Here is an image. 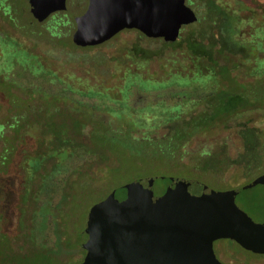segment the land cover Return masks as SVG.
<instances>
[{
    "label": "rangeland",
    "instance_id": "obj_1",
    "mask_svg": "<svg viewBox=\"0 0 264 264\" xmlns=\"http://www.w3.org/2000/svg\"><path fill=\"white\" fill-rule=\"evenodd\" d=\"M7 1L10 13L4 15L8 21L2 26L0 19V121L5 123L6 138L12 140L14 119L24 117V121H30L34 113L42 120L48 115L63 127L69 116L77 115L91 114L96 120L110 123L102 133L104 140L115 145L106 157L101 158L104 165L97 164L92 168L94 186L82 180L78 187L75 186L78 191L67 207H57L62 184L68 174L94 159L83 153L69 157L50 175L48 172L46 188L40 194L34 213L35 230L40 232L38 241H46L49 245L58 243L54 230L60 229L65 233L64 243L78 247L64 251L57 258L63 264H76L84 256L81 244L86 240L85 222L93 204L129 180L134 173L140 177L174 174L164 168L166 165L153 150L137 169L136 146L132 140L155 138L168 132V127L157 122L159 118L147 110L162 103L156 100H166L167 105L172 106L173 101L182 98L181 95L187 91L192 93L198 86L191 84L196 78L195 71L203 72L209 66L205 47L212 46L211 57L219 63L230 62L233 75L240 82L264 80V75L251 77L247 70L253 67L252 72L261 71V68L264 71V0H191L198 20L184 26L172 43L160 38H147L132 29L90 48L79 47L72 42L75 23L71 17L83 9L80 10L84 0H65L69 15H58L44 22H38L31 16L26 0ZM220 35L221 38L231 37L229 44L234 47L232 49L239 47L240 52L223 51ZM202 89L207 90L200 86L197 91ZM139 94L141 97L147 95L149 103L135 113L131 106L136 103L135 95ZM132 116L141 117L144 124L135 125L129 119ZM250 121V126L264 129V112L250 115ZM40 130L36 122L30 121L20 132L39 138ZM3 145L0 141V151ZM203 147L221 154L219 159L222 156L233 159L242 151L241 140L234 129L195 137L185 149L199 152ZM164 153L167 152L164 150ZM63 156L61 152L56 157ZM259 164V171H263L264 152L260 155ZM243 175L246 176L244 179H249L255 173L244 172ZM215 177L230 189L247 182L242 178L240 168L234 166L224 168ZM204 180L209 187L220 188ZM46 220L48 224L44 229ZM213 251L224 263L264 264V255L241 249L227 239L214 241Z\"/></svg>",
    "mask_w": 264,
    "mask_h": 264
},
{
    "label": "trees",
    "instance_id": "obj_2",
    "mask_svg": "<svg viewBox=\"0 0 264 264\" xmlns=\"http://www.w3.org/2000/svg\"><path fill=\"white\" fill-rule=\"evenodd\" d=\"M222 38L220 35L223 51L240 52L239 47L232 49L231 37ZM205 48L209 66L203 72L198 69L195 71L196 78L191 84L198 86L191 90L192 93L187 91L181 95L182 98L174 100L172 106H168L166 100H159L162 103L147 110L159 118L157 122L168 127V132L155 138L131 140L136 142L135 153H140L137 151L139 148L143 153L142 164L153 150L166 165L164 168L174 172V175L196 178L204 183L206 179V182L220 187L218 190H228L230 188L224 185V181L215 177L224 168L239 167L243 179L246 178L244 172L255 173L252 178L244 179L246 183L264 173V170L259 171V158L264 152V129L257 130L250 126V115L264 112V80L240 82L233 75L234 69L230 62L219 63L211 57L212 46ZM247 70L251 77L264 75L262 68V73L252 72L253 67ZM200 86L207 90L197 91ZM44 118L42 120L34 113L30 119L41 129L39 138L25 131L20 132L30 121H24V117H20L21 121L14 119L12 140L4 135L5 123L0 121V141L4 143L0 151V264H56L59 260L57 256L78 247L64 243L62 238L65 233L60 232V229L54 230L58 243L49 245L46 241H38L37 234L40 232H36L34 226L38 199L46 188L48 172L50 175L69 157L87 154L94 158L93 161L73 169L63 181L56 205L67 207L78 191L75 186L78 187L82 180L94 186L92 168L97 164L104 165L101 158L106 157L115 145L112 141L104 140L102 133V129L110 123L96 120L91 114L69 116L64 127L48 115ZM129 119L137 126L144 124L139 116ZM227 129L236 130L241 140L242 151L233 159L228 156L219 159L221 154L212 153L209 147H203L199 152L185 149L195 137L216 135ZM156 142L161 145L158 146ZM61 152L64 153L63 158L56 157ZM44 223L46 229L47 220Z\"/></svg>",
    "mask_w": 264,
    "mask_h": 264
},
{
    "label": "water",
    "instance_id": "obj_3",
    "mask_svg": "<svg viewBox=\"0 0 264 264\" xmlns=\"http://www.w3.org/2000/svg\"><path fill=\"white\" fill-rule=\"evenodd\" d=\"M27 2L38 22L67 9L64 0ZM73 17L79 47L132 29L172 43L198 20L184 0H86ZM84 232L76 264H224L213 251L220 239L264 255V173L228 190L190 177L138 176L89 208Z\"/></svg>",
    "mask_w": 264,
    "mask_h": 264
},
{
    "label": "flooded vegetation",
    "instance_id": "obj_4",
    "mask_svg": "<svg viewBox=\"0 0 264 264\" xmlns=\"http://www.w3.org/2000/svg\"><path fill=\"white\" fill-rule=\"evenodd\" d=\"M27 1V0H26ZM185 2H187L188 3V5H189V7L192 9V5H193V2L191 1V0H184ZM28 3V2H27ZM64 3H65V5H66V7H67V3L65 2V0H64ZM85 3H86V0H84V3H83V5L85 6ZM84 6H82L81 8H80V10L82 9V8H84ZM68 8V7H67ZM67 10V9H66ZM66 10H63V11H59V12H54V13H52V14H50L45 20H47V19H55V18H57V16L58 15H62V17H65V16H67V15H69V13H67V11ZM82 11V10H81ZM4 13H10V9H9V4H8V1L7 0H0V19L2 20V26H4V22L6 23L8 20H7V18L5 17V15H4ZM10 15V14H9ZM31 16H32V14H31ZM33 17V16H32ZM34 18V17H33ZM72 18V20L74 21V17L72 16L71 17ZM35 19V18H34ZM36 20V19H35ZM44 20V21H45ZM44 21H42V22H44ZM184 28V26L181 28V29H183ZM181 29H180V31H181ZM124 31V30H123ZM122 32V31H121ZM120 32V33H121ZM140 33V32H139ZM119 34V33H118ZM118 34H116V35H118ZM115 35V36H116ZM114 36V37H115ZM114 37H112V38H114ZM111 38V39H112ZM110 39V40H111ZM109 41V40H108ZM107 42V41H106ZM105 43V42H104ZM103 44V43H102ZM101 45V44H100ZM90 47H94V46H87V47H83V48H90ZM159 98V97H158ZM118 99V98H117ZM143 99V100H142ZM148 96L147 95H143V97H141V94H139V95H135V101H136V103H134V104H132V106H131V109L133 110V111H135V113H138V112H140V111H142L141 109H143V108H145L146 107V105H148ZM157 101H159V100H156V102ZM132 117H134V116H132ZM135 144H136V142H134ZM137 151L138 152H140V153H135V155H134V157H135V162H136V164H137V169L139 168V167H141V161H142V158H143V153H142V151L140 150V148L139 149H137ZM118 161V160H117ZM116 163H118V162H116ZM153 175H165V174H162V173H160V174H153ZM166 175H168V176H175V177H188V176H180V175H174V174H172V173H169V174H166ZM136 177H138L135 173L133 174V176L131 177V178H129V180H127V181H125L124 183H126V182H128V181H130V180H132L133 178H136ZM190 178H192V177H190ZM194 179H196V178H194ZM124 183H122V184H124ZM122 184H120V185H122ZM120 185H118V186H120ZM238 187V186H237ZM234 188H236V187H234ZM258 255V254H257ZM260 255V254H259ZM80 262V261H79ZM222 263H224V262H222ZM224 264H228V263H224Z\"/></svg>",
    "mask_w": 264,
    "mask_h": 264
}]
</instances>
